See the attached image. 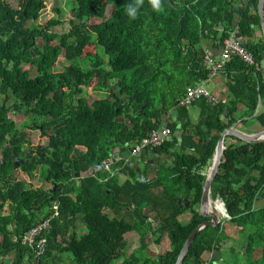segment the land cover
I'll return each instance as SVG.
<instances>
[{
    "label": "trees",
    "instance_id": "trees-1",
    "mask_svg": "<svg viewBox=\"0 0 264 264\" xmlns=\"http://www.w3.org/2000/svg\"><path fill=\"white\" fill-rule=\"evenodd\" d=\"M72 1L68 28L57 33L51 27L64 23L59 7L39 24L45 0H19L18 7L0 0V98L2 93L10 94L27 105L35 99L33 109L44 115L49 111L56 121L40 159L16 167L31 174L40 164L43 174L50 173L46 180L52 189L27 188L28 182L19 180L0 188V253L14 252V264H22L27 253L35 264H57L65 252L72 255L69 264H174L189 234L206 220L197 211L205 180L202 171L211 163L220 132L238 119L242 124L249 120L241 118L253 114L258 93L264 106V36L252 37V30L260 28L258 0H161L160 10L153 9L149 0L138 6L136 0ZM250 2L255 9L253 24ZM129 5L136 7L134 18L126 11ZM235 17L239 20L233 29ZM234 30L244 38L255 63L246 65L238 57L228 61L219 73L226 76L230 99L215 104L197 100L193 104L198 103L201 112L193 123L179 100L186 85L209 78L200 43L220 44ZM60 55L67 61L57 75L60 85L65 81L64 88H69L65 104L46 97L54 86L48 85L44 74ZM24 64L29 68L23 69ZM33 66L39 71L34 78L28 75ZM82 87L104 91V95L88 103L81 96ZM173 104L178 114L166 125L172 139L143 149L157 153L150 155L159 168H147L149 161L141 154L143 179L121 159L93 169L110 158L116 143L135 145L160 128V114ZM5 110L0 105L2 137L13 128ZM235 113L241 115L237 118ZM251 119L263 128L264 110L260 108ZM177 122L182 123L180 129ZM110 139L114 144H108ZM21 146L22 141L12 140L4 147L8 152L0 163V174L11 173V153L18 154ZM119 173L128 178L120 182ZM211 197L221 198L228 222L245 240L238 251L245 255L244 262L237 257L231 262L264 264V206L255 207L264 197V141L247 143L225 136ZM212 206L225 215L219 200ZM185 212L190 217L182 222L179 216ZM51 215L44 251L37 254L33 246L21 243V235ZM130 231L138 234L139 246L125 256L124 235ZM225 239L222 221L216 227L206 226L197 232L181 264H213L211 257L203 255L215 250L221 253L219 263ZM149 244L156 249L154 255L149 254ZM229 251L236 254L233 247Z\"/></svg>",
    "mask_w": 264,
    "mask_h": 264
},
{
    "label": "flooded vegetation",
    "instance_id": "flooded-vegetation-1",
    "mask_svg": "<svg viewBox=\"0 0 264 264\" xmlns=\"http://www.w3.org/2000/svg\"><path fill=\"white\" fill-rule=\"evenodd\" d=\"M23 66H25V68L23 69L29 68L25 64L22 65V67ZM65 66L66 64L64 63L62 64L56 63L55 66H53L47 73L44 74V76L48 78V85L54 86L53 89L49 90L46 93V97L52 101L60 100L64 104L68 102V99H69V88L67 87L64 88L65 81H64V85H60V82H59L60 79L59 77H57V75L61 74L59 72H61L62 68H64ZM38 74H39V71L36 69V66L35 67L33 66L29 70V73H28V75L32 78L36 77ZM58 92H60V94L57 96ZM81 96L84 97L83 95ZM63 103L61 104L62 107L64 106ZM0 105L6 108L5 115L8 121H10V123L13 125L12 130L8 129L4 137L0 135V163L3 162L5 153L8 152V149L5 150L4 147L5 146L9 147V144L12 140L14 141L18 140V142L22 141V146L20 147L18 154L14 152L11 153L13 154L12 156L14 158L11 173L7 175L0 174V188L6 182L18 181V180L26 182V183L28 182L26 184L27 188H29L30 186L34 188L36 187L42 188L40 187V184L42 183L50 184L46 180L47 174H50V173L48 172L47 174H43L40 164H38L31 171V174L26 173L24 171L17 170L16 167H19L20 165H23L27 162L32 163L33 161H37L38 159H40L42 146L47 145V143L50 141L51 132L53 130V127L56 126V121L54 120L53 116L48 114L49 111L48 113L44 115L42 114L41 111H38L39 109L38 110H36L37 108L33 109L35 108V99L32 100V104L27 105L26 101L24 100L15 98L13 95H10V94L4 95L2 93L1 98H0ZM14 131H16V135L12 136ZM114 142H115L114 139H110L108 141V144H112V143L114 144ZM124 143L123 142L121 144L116 143L115 145L112 146V148H116L117 149L116 151L121 153L122 151L125 150L124 147L122 146ZM126 143L128 145L127 147L132 152L133 144L131 142H126ZM50 151H52V147H50ZM108 165L109 164H106V163H103V164L98 163L93 166V169L97 170L98 168L102 166L107 167ZM129 166L133 167L137 172H139L136 163L135 164L131 163ZM152 167H156V165L153 164V162L150 167L151 170H152ZM13 169H15V172H13ZM119 174H122L124 176V178L120 182H123L124 180L128 178V176H126L123 173H119ZM78 176L79 175H76V177ZM138 178L143 179V173L141 171L138 174ZM34 182H36L38 185L36 186L35 184L29 185V183L33 184ZM51 189H52V185L50 184V189L48 190H51ZM189 217H190V213H189Z\"/></svg>",
    "mask_w": 264,
    "mask_h": 264
},
{
    "label": "water",
    "instance_id": "water-1",
    "mask_svg": "<svg viewBox=\"0 0 264 264\" xmlns=\"http://www.w3.org/2000/svg\"><path fill=\"white\" fill-rule=\"evenodd\" d=\"M250 21L253 24V19H252V15L255 13V9H254V5L253 3L250 2ZM256 11L259 15L260 18V29L262 32V35L264 36V0H258L257 2V6H256ZM239 18L235 17L234 21H233V29L236 28V24L238 22ZM255 30H252V37H255ZM236 38L238 39V41L243 45L246 46V42L244 40V38L237 32L236 33ZM262 106V100H261V95L260 93H258L257 96V106L255 111L253 112V114L251 116L248 117H243L242 119H251L253 117H255L260 108ZM175 105H172L171 108L172 110L170 111V114L172 115L173 119H176V115L178 113V110L174 109ZM163 108V107H162ZM160 121H161V126H166L167 125V121L165 116H161L160 117ZM239 121V120H238ZM238 121H234L232 122L228 127L224 128L219 135V138L216 142L214 151L211 155V163L207 168V171L205 173V180H204V184L202 187V193H201V197L198 203V207H197V211L198 214L200 216H203L205 218H207L205 221L199 223L193 230L192 232L189 234V236L187 237V239L185 240V242L183 243L177 258L174 262V264H181L188 249L190 244L192 243L194 237L196 236L197 232H199L201 229L205 228L206 226H213L216 227L217 225H219L221 223V219L222 218H229V215L227 214L225 207H224V202L221 200V198H216V199H212L211 197V183L218 171L219 168V164H220V160H221V155L224 149V139L225 136L227 135H232L235 136L237 138H239L240 140L247 142V143H255V142H260V141H264V127L260 130H258L257 132H246L242 129H239L236 127V124ZM182 126L181 122H177L176 123V129H180ZM172 136L169 135L166 137V140H171ZM178 142L181 141V137L179 136L177 138ZM124 147V151H122L121 153H119L118 151L115 150V148H111L109 151V159H106L105 163L106 164H110V163H114L118 160H123L124 163L126 165H130L135 164L136 162H139L141 160V154H145L146 155V160L149 161V163L147 164V168H150L152 165V160H151V153H154L153 149L150 150H142L139 154V156L132 158V155H137V154H132L131 150L127 147V143L125 142L123 145ZM175 149L174 148H170L169 151L173 152ZM150 153V154H149ZM154 156H157V153H154ZM167 157H170V155H167ZM164 163V162H162ZM156 167H160V165H156ZM13 172H15V169H13ZM217 200H219L222 203V206L225 210V215L222 213V215H219L218 212L215 209V206H212V203L216 202ZM178 205H181V200L178 201ZM185 206H188V202H185ZM221 255V253L218 250H215L211 253V258L214 261H217L219 259V256ZM27 258V256L25 257ZM0 259H2L1 255H0Z\"/></svg>",
    "mask_w": 264,
    "mask_h": 264
},
{
    "label": "rangeland",
    "instance_id": "rangeland-1",
    "mask_svg": "<svg viewBox=\"0 0 264 264\" xmlns=\"http://www.w3.org/2000/svg\"><path fill=\"white\" fill-rule=\"evenodd\" d=\"M11 6L13 7H18V5L20 4L19 0H6ZM72 0H45L46 3V8L41 12L39 19L37 20V23L39 24H44L49 18H51L52 16H54V12L52 11L53 8L55 7H59L61 9L60 12V18L64 20V23L61 25H57L54 27H51V30L57 33H62L64 31L67 30V23H66V18L69 15V11L68 8L72 5ZM38 43H41V40H38ZM67 64V61L60 55L58 60H57V64ZM264 63V62H263ZM23 68H25V66H23ZM224 77L220 74H217L215 77L213 78H209L206 82L203 83V86L205 88H207V90L214 96H219L220 92L219 89H223L224 86ZM162 91L166 90V87H161ZM104 91H92L90 88H86L83 87L82 88V92L81 95H83L84 97L87 98L88 103H90L94 98H99L100 96H103ZM199 104H192L189 105L187 110H188V114L191 117L192 120H194L195 122L199 119L198 114H199ZM262 110H264V106L261 107ZM241 113H238V116H240ZM245 117V116H243ZM248 117V116H246ZM193 121V122H194ZM240 123V122H239ZM239 127H241L242 130L246 131V132H257L258 130L262 129L259 124L257 122H254L253 119H249L247 122H245V125H238ZM230 140V139H228ZM233 141H235L233 139ZM207 171V167L203 169V173H206ZM38 185L36 182H34L31 185ZM43 186H45L43 188ZM40 187H42L43 189H50V184H40ZM264 206V197L257 200L255 202V207H262ZM20 213V211L17 212V214ZM186 214H184L183 216L181 215L179 218L182 222H185V217L189 216V213L186 212ZM186 215V216H185ZM223 226H224V231L225 233L228 235V239H225L221 246H222V254H223V259H221V261L219 263H217V261H213V264H233L231 261H233L235 259V257H237V259H240V262H244L245 259V255L242 253H239L242 251V245L244 244V238L242 237V235H239L238 233H236V227L232 224H230L228 222L227 218H222L221 219ZM76 225H78L80 227V230L82 228V223L80 222V220H78L76 222ZM79 231V229H78ZM80 232V231H79ZM125 239H126V248H125V256H128L129 254H131L132 252H134L138 246H139V241H138V234L136 232L130 231L127 232L125 235ZM164 241L165 244L168 245V239L167 237H164ZM234 248V250H236V254L234 253H230V248ZM148 249H150L151 253L149 252V254L154 255V252L156 251V249L154 248V246L152 244L148 245ZM239 251V252H238ZM145 253H139L140 256H144ZM205 257L207 256L206 254L204 255ZM72 255L70 253H63V261L61 260V262L57 263V264H69L71 261ZM49 263H51V261L49 260ZM114 263H118V261H115Z\"/></svg>",
    "mask_w": 264,
    "mask_h": 264
},
{
    "label": "built area",
    "instance_id": "built-area-1",
    "mask_svg": "<svg viewBox=\"0 0 264 264\" xmlns=\"http://www.w3.org/2000/svg\"><path fill=\"white\" fill-rule=\"evenodd\" d=\"M219 47L220 54L217 58H213L208 50H205L203 55V62L209 69V77L217 75L222 67L233 57H238L244 64L249 66L255 63V59L251 51L238 41L234 32L230 33L229 36L219 44ZM201 98H205L212 103H215L216 101L202 83L188 85L184 95L179 100V104L188 107L193 102ZM169 135L170 129L166 126L158 129H152L141 140V142L133 145L132 154H139L144 148H153L160 145ZM52 217L53 215L48 216L37 222L35 225L29 227L21 235V243L23 245L33 246L36 249V253L41 254L44 251L46 243V236L44 233L50 228V221Z\"/></svg>",
    "mask_w": 264,
    "mask_h": 264
},
{
    "label": "crops",
    "instance_id": "crops-1",
    "mask_svg": "<svg viewBox=\"0 0 264 264\" xmlns=\"http://www.w3.org/2000/svg\"><path fill=\"white\" fill-rule=\"evenodd\" d=\"M238 7L239 6H241L240 4H238L237 5ZM238 31L237 30H234V33L236 34ZM255 37H259L261 34H262V32H261V29L260 28H255ZM255 37H253V38H255ZM211 42L208 40H203V41H201V43H200V45L201 46H203L204 47V49L205 50H208V51H210V52H212L213 54H214V57L213 58H217L218 56H219V54H220V47H219V44H217V45H211L210 44ZM218 74H220V75H222L223 77H224V80H225V82H224V86H223V89H219V92H220V95L217 97V96H214V95H212L211 93V95L214 97V99L216 100L215 101V103H217V101L218 100H222V101H228L229 99H230V97H229V93H228V91H227V87H226V81H227V79H226V76H224L223 74H221V73H218ZM216 76V75H215ZM215 76H213V77H215ZM213 77H209V78H213ZM208 78V79H209ZM208 79H206V80H201V81H197V82H195L194 84H198V83H204V82H206ZM194 84H188V85H194ZM188 85H186V86H188ZM207 89V88H206ZM199 100V99H198ZM207 100V99H206ZM208 102H210L209 100H207ZM196 102V101H195ZM194 103V102H193ZM192 103V104H193ZM211 103V102H210ZM215 103H212V104H215ZM174 105V104H173ZM176 105H177V103H176ZM175 105V107H174V109H176L177 110V106ZM172 106V105H171ZM171 106L168 108V110L167 111H165V112H163V113H161L160 114V117L161 116H165V118H166V121H167V124H168V122L170 121V120H174L173 119V117H172V115L170 114V111L172 110V108H171ZM162 108V107H161ZM188 108V107H187ZM201 108H199V114H198V117L200 116V112H201V110H200ZM163 109H161V111H162ZM178 114V113H177ZM237 114L235 113L234 114V116H236ZM225 116V115H224ZM224 116H222V117H224ZM176 117H177V115H176ZM190 117V116H189ZM243 118V117H242ZM241 118V119H242ZM190 119H191V117H190ZM176 120V119H175ZM192 120V119H191ZM239 120V119H238ZM238 120H236V121H238ZM126 122H129L127 119L125 120ZM194 120H192V122H193ZM198 121V120H197ZM196 121V122H197ZM195 121L193 122V123H196ZM240 121H238L237 122V124H236V127L237 128H239V129H241V127H239L238 125H243L242 123H239ZM245 125V124H244ZM162 127V126H161ZM178 133V132H177ZM179 137V136H178ZM181 137V136H180ZM175 149V148H174ZM115 150H117L116 148H115ZM150 154V153H149ZM140 154H137V155H134V156H132V158H135V157H137V156H139ZM151 156V155H150ZM167 158H169V157H167ZM136 164H137V167H138V171L140 172L141 171V169L143 168V166L145 165V160H143L142 158H141V160L139 161V162H136ZM124 178V176L122 175V174H119L118 175V179L120 180V181H122V179ZM46 185H47V183H45ZM45 186H43V188H44ZM184 214H186L187 215V213L185 212V213H183L182 214V216L184 215ZM185 215V216H186ZM180 217V216H179ZM180 219V218H179ZM189 219V216H187V217H185V221H187ZM14 225H15V221L13 222V225H11L10 226V228H13L14 227ZM0 255H1V257H2V259H0V264H14L13 263V260H14V257H15V255H14V252H11V253H8V254H6V255H2L1 253H0ZM30 255H31V253L30 254H26V256H27V258H25L24 257V261H23V263L22 264H35V261H34V258H31L30 257ZM205 255V254H204ZM203 255V257H205ZM207 256L205 257V258H207L208 259V257H211V254H206ZM29 257H30V260H29ZM220 257H221V255L219 256V259H220ZM219 259L217 260V262L219 261Z\"/></svg>",
    "mask_w": 264,
    "mask_h": 264
},
{
    "label": "clouds",
    "instance_id": "clouds-1",
    "mask_svg": "<svg viewBox=\"0 0 264 264\" xmlns=\"http://www.w3.org/2000/svg\"><path fill=\"white\" fill-rule=\"evenodd\" d=\"M143 3V0H136V5H140ZM149 3L155 10H160L161 9V0H149ZM128 15L132 18L136 16V7L129 5L126 9Z\"/></svg>",
    "mask_w": 264,
    "mask_h": 264
}]
</instances>
